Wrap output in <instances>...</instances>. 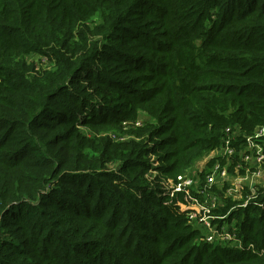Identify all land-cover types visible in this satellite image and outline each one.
<instances>
[{
  "label": "trees",
  "instance_id": "1",
  "mask_svg": "<svg viewBox=\"0 0 264 264\" xmlns=\"http://www.w3.org/2000/svg\"><path fill=\"white\" fill-rule=\"evenodd\" d=\"M262 128L264 0H0V264H264V189L243 248L158 195Z\"/></svg>",
  "mask_w": 264,
  "mask_h": 264
},
{
  "label": "built area",
  "instance_id": "2",
  "mask_svg": "<svg viewBox=\"0 0 264 264\" xmlns=\"http://www.w3.org/2000/svg\"><path fill=\"white\" fill-rule=\"evenodd\" d=\"M248 143L249 145L243 149L246 151L244 155H248L250 150H258L260 149L262 152H264V128L257 130L256 133L248 137ZM236 143L235 137L231 135L230 130L227 132L224 145L213 151L216 154L222 155L223 157H229V156H238L239 152L243 151H236V149L233 147L232 143ZM260 154V152H258ZM223 160V159H222ZM240 165H244L245 163L238 159ZM225 162V160H223ZM218 162V160H217ZM215 163L212 165L211 170L212 173H204V172H195L194 175L189 174H181L177 175L175 178H169L164 177L162 178V185L160 192H158V195L160 197H175L177 193H183L188 196V199L190 200L191 204L189 206V215L188 220L189 224L191 225H197L201 230H203V234H206L205 241H207L210 244H221V245H229L234 246L237 248H243L242 241L237 237L236 232H239L238 227H236V221H232L231 223L228 222L230 212L227 215H218L216 210L219 208L224 207L222 205V201L219 200L218 196H221L220 191L218 190L219 194L214 193L213 189L216 186L215 185V174L220 173L222 166L216 167V164L224 165L222 163ZM260 165H264L263 159L259 158ZM158 167H155V170L157 171ZM215 168V169H214ZM257 172V169H255ZM264 173V170H262ZM215 172V173H214ZM157 175V172H155ZM204 173L206 178V182L202 184V181L199 179V174ZM258 173V172H257ZM154 175V177L156 176ZM220 176L222 178L226 179L228 177L227 172L223 171ZM196 185V186H195ZM236 190L242 189V182H237ZM259 189H264V184L262 187L255 188L251 196L244 200L242 203L234 202V205L231 207V210H238L240 208L245 209L249 204L253 203L255 199L258 196ZM194 190L197 191L200 196H193L191 193ZM212 194H214L215 197L211 198ZM203 195H206L207 198L205 199ZM226 199L231 200L232 194L227 192ZM221 201V204H220ZM226 200H224L225 202ZM192 209V210H191Z\"/></svg>",
  "mask_w": 264,
  "mask_h": 264
},
{
  "label": "rangeland",
  "instance_id": "3",
  "mask_svg": "<svg viewBox=\"0 0 264 264\" xmlns=\"http://www.w3.org/2000/svg\"><path fill=\"white\" fill-rule=\"evenodd\" d=\"M87 24L93 28L96 24L95 18L90 20ZM43 58L44 57L37 56L36 61L43 68H47V66L51 65L50 60L47 59V60H44V62H42ZM29 62H31L30 58H29ZM154 122L155 121H152V123ZM144 124L146 126V122ZM134 127L139 128V125H136ZM213 151L215 150H212L210 153L204 156H201L194 163L192 168L190 167L188 171L186 170L182 172L181 174L194 175L195 172H198V171L211 174L213 169L211 170L210 164L212 163V161L218 160L217 163H221L223 160H225L224 165L216 164L215 168L222 166V169L220 173H216L214 175L215 185H216L214 189L219 190L220 194H222L221 196H218V197H219V200L222 201L223 206L227 204L226 202H224V200L230 201L233 203L234 202L242 203L244 202V200H246L247 198H249V196L252 195L251 191L253 192L255 188H259L263 186L264 173L262 170H264V165L262 166L260 165L259 158L261 157L264 161V152H262L260 149L255 150V151L250 150L247 156L244 155L246 151L243 150L239 152V155L237 157L236 156L223 157L222 155L216 154ZM258 152H260V154H258ZM151 159L156 161V159H154L153 157H151ZM238 159L242 160L245 164L240 165ZM155 167H158V164H154L153 168L146 173L145 175L146 178L151 177L152 179H155L154 175H156L155 172H157L155 170ZM255 169H257L258 173L255 171ZM223 171L227 172L228 177L226 179L220 176V174ZM237 182H242V189L236 190V188H238V186H236ZM227 192L229 193V196L230 194H232L231 200L226 199ZM203 197L205 199L207 198L206 195H203ZM213 197H215L214 194H212L211 198ZM221 201H220V204H221Z\"/></svg>",
  "mask_w": 264,
  "mask_h": 264
},
{
  "label": "water",
  "instance_id": "4",
  "mask_svg": "<svg viewBox=\"0 0 264 264\" xmlns=\"http://www.w3.org/2000/svg\"><path fill=\"white\" fill-rule=\"evenodd\" d=\"M192 210V209H191Z\"/></svg>",
  "mask_w": 264,
  "mask_h": 264
}]
</instances>
